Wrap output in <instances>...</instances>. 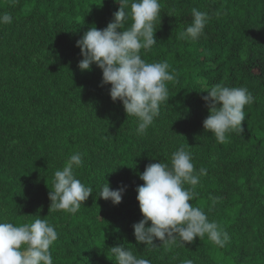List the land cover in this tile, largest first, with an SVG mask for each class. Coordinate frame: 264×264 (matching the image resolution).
<instances>
[{
	"label": "trees",
	"instance_id": "16d2710c",
	"mask_svg": "<svg viewBox=\"0 0 264 264\" xmlns=\"http://www.w3.org/2000/svg\"><path fill=\"white\" fill-rule=\"evenodd\" d=\"M161 2L157 44L141 50L147 62L167 61L175 74L167 82L169 101L151 126L158 131L140 136L128 123H104L107 136H94L95 150L89 151L91 159L100 154L102 164L74 168L94 192L73 215L50 212L49 192L59 169L54 144L47 125L21 127L17 103L24 99L38 116L51 118L58 114L57 101L78 102L92 90L95 100L107 98L118 115L125 113L122 102L111 99V85L102 86L96 64L90 71L78 67L83 57L77 46L90 27L103 29L113 21L120 5L116 0H0V13L13 17L6 26H32L30 35L22 31L23 37L6 43L2 54L10 69L0 94V221L20 225L46 218L58 232L50 248L54 264H116L110 247L119 245L137 256L147 251L133 228L143 219L139 174L150 163L170 165L172 152L181 146L191 152L197 171L207 169L190 203L231 238L221 248L207 234L197 237L192 245L200 258L206 264H264V0ZM193 8L208 12L209 19L203 35L186 40L179 34L191 23ZM218 83L246 87L255 97L245 106L243 131H231L224 143L203 127L210 112L202 97ZM105 183L113 190L124 187L120 204L99 196ZM213 197L221 198L214 206Z\"/></svg>",
	"mask_w": 264,
	"mask_h": 264
},
{
	"label": "clouds",
	"instance_id": "9594fccd",
	"mask_svg": "<svg viewBox=\"0 0 264 264\" xmlns=\"http://www.w3.org/2000/svg\"><path fill=\"white\" fill-rule=\"evenodd\" d=\"M116 2L120 7L113 14V21L103 29L93 25L77 41L83 57L78 67L90 71L96 64L102 70V86L111 85V99L122 102L128 117L137 118L136 133L143 136L159 117L161 106L169 101L167 82L175 80L167 61L149 63L141 56L142 49L147 52L157 44L155 23L158 19L161 21L163 4L161 0ZM208 19V12L193 8L191 23L179 34L180 38L198 39ZM12 22L11 13H0V24ZM205 91L208 94L202 99L210 114L204 119L203 127L217 142L224 143L231 131H243L245 106L255 102V97L246 87L223 83ZM82 164V154L76 152L69 156L62 169L54 172L49 192L50 212L62 210L74 215L94 192L93 187L76 177L74 168ZM139 175L144 181L136 189L143 219L133 225L138 243L155 248L158 246L154 241L159 239L167 248L177 242L192 243L205 234L221 248L230 241L227 231L217 222L209 221L205 211L190 203L199 195L196 187L201 183V176L207 175V169L201 167L197 171L192 154L185 147L172 152L170 165L150 163ZM124 191V187L113 190L105 183L98 194L118 205ZM220 199L213 197V206ZM57 239L55 226L46 218L38 216L33 222L20 225L0 221V264H54L50 248ZM110 253L116 264H151L149 259L138 257L125 245L110 247ZM181 264H193V261L186 259Z\"/></svg>",
	"mask_w": 264,
	"mask_h": 264
},
{
	"label": "rangeland",
	"instance_id": "374dc122",
	"mask_svg": "<svg viewBox=\"0 0 264 264\" xmlns=\"http://www.w3.org/2000/svg\"><path fill=\"white\" fill-rule=\"evenodd\" d=\"M10 28L6 24H0V94L5 87L6 75L10 69L8 64L2 60V54L8 47L6 43H10L12 40L15 41L18 36L23 37L22 31L25 36L30 35L32 31V26H23L15 30ZM94 98V92L87 90L80 95L78 102L57 101L58 114L51 118L38 116V109L21 99L17 103V119L23 129H33L36 126L40 128L43 125H47L49 129L48 136L54 144L52 154L59 169H62L69 156L76 152L82 154L83 162L87 167L94 168V165L99 166L102 164L100 162L102 157L99 154L91 159L89 151L95 150L92 145L94 136H107L103 128L104 123L111 122L117 125L128 123V126L132 127L133 130L137 128L136 117H128L126 112L118 115L107 98L99 101ZM157 131L158 129L150 127L144 136L151 135ZM154 243L158 247H150L138 257L149 259L150 261L163 259L168 264H181L186 259H191L193 264H206L200 258L192 243L186 242L185 245H181L177 242V244L167 248L161 245L162 242L159 239L155 240Z\"/></svg>",
	"mask_w": 264,
	"mask_h": 264
}]
</instances>
